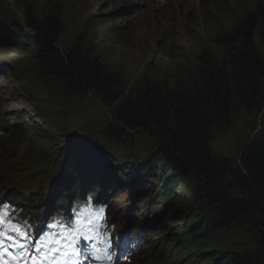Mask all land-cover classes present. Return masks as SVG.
Instances as JSON below:
<instances>
[{
    "label": "trees",
    "instance_id": "1",
    "mask_svg": "<svg viewBox=\"0 0 264 264\" xmlns=\"http://www.w3.org/2000/svg\"><path fill=\"white\" fill-rule=\"evenodd\" d=\"M16 5L33 32L17 24L33 44L27 65L36 70L41 83L51 89L53 81L60 79L76 99L91 95L111 109L112 120L102 122V131L86 136L90 140L84 148L80 141L70 147L72 162H64L69 172L73 167L82 169L74 163L82 151L80 158L87 155L92 166L98 164L97 173L105 172L111 163L127 164L137 173L132 180L137 182L138 216H158L159 226L182 222L177 230L189 235L186 251H167L175 264H264V7L257 6L241 18L234 34L215 43L217 49H201L195 59L198 65L187 78L153 77L144 85L135 84L127 94L129 81L124 74L110 70L85 45L83 36L68 50L60 47L65 24L57 3L48 2L46 10H37L27 0H16ZM236 121L239 124L234 125ZM240 125L246 126L248 136H238L231 155L217 153L212 148L216 135L233 127L238 133ZM5 131L9 133L1 142L7 147L26 135L19 126L1 125L0 134ZM124 143L140 147L121 150ZM34 160L37 166L24 175L51 161L48 155ZM59 169L57 163L56 174ZM42 174L41 170L38 175ZM70 179L76 187L81 185L75 177ZM83 183L88 185L89 178ZM148 190L157 195L143 200ZM173 192L180 199L178 216L168 215ZM139 225L140 220L133 218L128 228ZM242 233L247 234L246 242L239 239ZM215 236H223L218 245H207V239ZM167 245L157 239L143 260L155 264L154 255L160 257ZM223 246L221 257L213 258Z\"/></svg>",
    "mask_w": 264,
    "mask_h": 264
},
{
    "label": "rangeland",
    "instance_id": "2",
    "mask_svg": "<svg viewBox=\"0 0 264 264\" xmlns=\"http://www.w3.org/2000/svg\"><path fill=\"white\" fill-rule=\"evenodd\" d=\"M27 1L37 10H46L50 1L57 3L64 14L65 24L60 47L68 50L78 37L83 36L85 45L110 70H119L124 74L129 81L127 94L132 93L135 84L144 85L153 77L170 80L187 78L198 65L195 59L201 49H217L215 43L222 41L226 35L234 34L241 18L257 6L264 7V0H166L161 4H152L148 0ZM16 6V0L0 3V126L4 125L7 129L19 126L26 135L18 139V144L8 147L4 143L1 145L0 139V199L3 198V203L14 199L24 212L39 214L36 207L25 202L35 198L42 209L47 202L44 199L52 193H58L59 198L67 192H72L75 197L83 195L86 193L82 191L83 187H88L95 195L99 191L109 204L103 218L115 227V238L119 232L123 234L122 231H126L133 218H138L145 244L136 258L147 255L148 248L157 239H164V243L168 244L166 252H162L160 257L154 255L155 264H175L172 254L168 255L167 251L174 248L186 251L189 235L186 231L177 230L182 222L174 227L167 222L156 226L154 218L138 216L136 211L140 203L134 192L137 182L132 180L137 173L127 164L111 163L105 172L97 173L95 166L99 167L98 164L92 166L87 155L80 158L84 153L82 151L74 159V163L82 167L81 170L73 167L69 172L67 164L64 166L65 161L72 162L68 153L75 141L83 142L80 147L84 148L86 140H90L86 136L99 132V129L102 131V122L112 120L111 109L92 99L91 95L76 99L64 89L60 79L53 81L51 89L41 83L36 70L27 65L30 61L26 58L31 56L32 49L26 45L33 48V44L17 27V24L24 23V19L22 11ZM24 66L27 69H23ZM236 124L239 123L236 121ZM234 129L216 135L212 148L217 153L231 155L237 147L238 136L245 138L249 134L244 125H240L238 133ZM5 132L3 137L9 133ZM134 147L137 149L140 146L124 143L119 148L126 150ZM45 155L51 156L52 161L47 166L54 162L51 174L45 169L39 176L41 170L38 169L34 174L24 175V172L37 166L35 158L42 160ZM57 159L61 171L59 169L56 174ZM93 159L98 161L99 157ZM78 173L79 176L75 175ZM34 176L39 178H32ZM71 177L79 180L81 185L76 187L70 183ZM60 178L63 180L58 181ZM85 178H89L88 185L83 183ZM149 192L145 193L143 200L157 195L156 191ZM171 200L172 210L168 215L175 212L178 216L179 196ZM133 228L131 226L130 232L136 234L138 228ZM158 230L163 232L159 234ZM242 234L239 239L246 242L247 234ZM222 237L215 236L203 242L209 246L218 245ZM223 250L226 246L219 249L213 258L221 257L219 254ZM35 253L39 254L36 250ZM140 264H153V261L142 260Z\"/></svg>",
    "mask_w": 264,
    "mask_h": 264
},
{
    "label": "snow or ice",
    "instance_id": "3",
    "mask_svg": "<svg viewBox=\"0 0 264 264\" xmlns=\"http://www.w3.org/2000/svg\"><path fill=\"white\" fill-rule=\"evenodd\" d=\"M103 213L104 209L99 210ZM81 215H84L82 213ZM11 222V218H8V221H5L4 214L0 213V264H2L4 257L11 255L16 264H24L25 260H34L35 264H45V261L48 259L47 254L45 253L44 246L37 245L35 246L36 252L40 253V256L33 257L31 253L28 252V248L31 247L28 245L29 234L22 230L19 227L8 225ZM79 223V221H78ZM58 225H53L56 227ZM94 229L86 228L81 226L79 229H71L64 236L52 237L48 240L47 248L53 253V255L59 254L62 251V248H56L55 245L60 244L64 249L72 247V240L79 237L81 240H88L89 236L87 233H90ZM66 242V243H65ZM7 245H11V248ZM13 249L16 252H19V256L15 255ZM66 255H82V252L77 253L75 251L71 253H65ZM94 259L100 260V256H95Z\"/></svg>",
    "mask_w": 264,
    "mask_h": 264
},
{
    "label": "bare ground",
    "instance_id": "4",
    "mask_svg": "<svg viewBox=\"0 0 264 264\" xmlns=\"http://www.w3.org/2000/svg\"><path fill=\"white\" fill-rule=\"evenodd\" d=\"M68 215H69V214H65V217H64L63 221H65V219H66V217H67ZM76 216H81V214H78V215H76ZM87 262H89V261H87Z\"/></svg>",
    "mask_w": 264,
    "mask_h": 264
}]
</instances>
